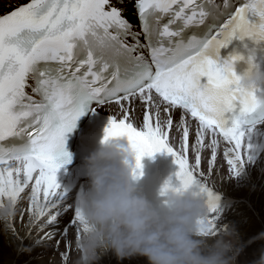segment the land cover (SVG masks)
Returning a JSON list of instances; mask_svg holds the SVG:
<instances>
[{
  "label": "snow or ice",
  "instance_id": "6c2138e0",
  "mask_svg": "<svg viewBox=\"0 0 264 264\" xmlns=\"http://www.w3.org/2000/svg\"><path fill=\"white\" fill-rule=\"evenodd\" d=\"M133 7L139 32L123 0H26L0 13V206L13 204L15 215L3 221L14 235L25 196L30 226L63 224L46 239L79 233L76 191L58 173L71 163L67 134L104 105L120 114L108 115L103 140L125 137L138 169L145 155H171L176 185L203 196L213 233L220 197L207 179L221 139L233 176L264 151V89L241 86L243 75L264 69V0H134ZM200 26L206 31L191 32ZM61 258L73 264L70 245Z\"/></svg>",
  "mask_w": 264,
  "mask_h": 264
},
{
  "label": "clouds",
  "instance_id": "9594fccd",
  "mask_svg": "<svg viewBox=\"0 0 264 264\" xmlns=\"http://www.w3.org/2000/svg\"><path fill=\"white\" fill-rule=\"evenodd\" d=\"M261 83L264 69L241 77L246 89ZM137 169L136 153L122 136L102 140L87 158L88 186L75 196L81 215L75 264H97L109 251L148 264H236L243 249L234 225L213 233L206 202L191 186L165 183L163 204L152 203L134 183ZM14 215L12 202L0 206V220ZM253 240H264V233ZM252 264H264V249Z\"/></svg>",
  "mask_w": 264,
  "mask_h": 264
},
{
  "label": "bare ground",
  "instance_id": "6f19581e",
  "mask_svg": "<svg viewBox=\"0 0 264 264\" xmlns=\"http://www.w3.org/2000/svg\"><path fill=\"white\" fill-rule=\"evenodd\" d=\"M123 0L125 17L134 22L133 3ZM134 1V0H132ZM26 0H0V13L12 10L16 4H23ZM120 114L109 105L100 109ZM137 109V115H139ZM179 116L178 111L175 113ZM195 125L193 124V128ZM175 137V133H172ZM175 142V141H173ZM194 143V138L192 140ZM227 145L221 139L214 171L208 175L207 183L218 195L222 197L219 204L220 230L230 224L234 225L238 233L239 246L242 251L237 257L236 264H252L259 258L260 251L264 249V240H253L254 237L264 233V151L260 152L253 163L246 164L239 176H233L229 171L227 159L223 156V149ZM176 148L179 144L176 143ZM201 168L208 173V160L210 150L203 153ZM189 162H192L189 156ZM88 185H84L86 188ZM27 191V190H26ZM28 199L25 196L18 203L16 217L13 221L14 235L3 220H0V264H62V254L71 246V260L73 264L77 259L74 240L77 233L72 230L65 239L62 235L46 239V233L53 230L59 232L63 224L56 225L55 229L49 227L41 230L38 226H30L27 218ZM97 264H148L144 257L119 259L113 252L104 254Z\"/></svg>",
  "mask_w": 264,
  "mask_h": 264
},
{
  "label": "rangeland",
  "instance_id": "374dc122",
  "mask_svg": "<svg viewBox=\"0 0 264 264\" xmlns=\"http://www.w3.org/2000/svg\"><path fill=\"white\" fill-rule=\"evenodd\" d=\"M132 2H134V1H132V0L129 1V3H132Z\"/></svg>",
  "mask_w": 264,
  "mask_h": 264
}]
</instances>
